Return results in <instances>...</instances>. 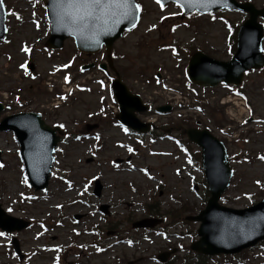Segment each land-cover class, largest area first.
Here are the masks:
<instances>
[{
  "label": "rangeland",
  "instance_id": "374dc122",
  "mask_svg": "<svg viewBox=\"0 0 264 264\" xmlns=\"http://www.w3.org/2000/svg\"><path fill=\"white\" fill-rule=\"evenodd\" d=\"M137 1L142 11L139 23L114 42L118 60L113 63L118 74L120 70L123 72L124 78H120L123 83L134 87L142 97L151 96L154 106H170L168 114L148 118H155L159 126L168 123L169 127L180 126L183 119L190 125L201 120L216 135L215 125L232 130L228 126L230 119L236 123L245 111H241L238 100L224 107L219 105L217 101L229 94L226 89L195 91L205 104V115L192 111V104H201L194 96L190 98L186 87L181 85L180 75L186 63L181 54L193 49L217 61H228L233 33L246 15L221 12L211 17L191 15L182 19L176 6L160 7L154 0ZM236 1L264 7V0ZM44 2L3 0L8 35L7 41L0 44V97L20 100L28 104L25 109L44 111L46 123L63 125L66 134L55 151L47 189L35 192L25 178L12 134L0 133L1 205L11 216L30 222L29 228L16 234L24 255L22 262L111 264L115 257L147 261L162 250L188 248L197 240L199 225L183 220L197 216L207 200L200 163H189L184 151L161 133L158 138L137 136L114 124L109 117L113 113L112 102L103 96L98 84L99 71L90 69L91 73L83 76L79 69L81 64L101 62L103 56L73 53L72 41H66L58 52L44 49L48 37ZM29 64L34 66L33 73ZM156 72H161L163 79L167 76L171 87L175 85L181 92L161 90L160 83L152 79ZM62 78L72 87L69 93L62 90ZM243 82L246 85L243 96L250 100L254 118L261 121L264 69L248 72ZM8 113L7 110L0 119ZM88 124L94 130L85 132ZM235 133L241 139L229 143L233 177L220 204L244 209L264 197V159H261L264 126L252 125L240 132L236 129ZM192 150L198 152L194 146ZM95 180L101 185L99 197L92 193ZM102 206L107 207V214L99 211ZM75 216L81 217L75 220ZM147 218L162 220L160 230L132 228L133 222ZM10 238L6 234L0 236V264L18 262ZM247 256L250 258L247 264H264L261 252ZM231 263L237 264L224 258L209 262Z\"/></svg>",
  "mask_w": 264,
  "mask_h": 264
},
{
  "label": "water",
  "instance_id": "95a60500",
  "mask_svg": "<svg viewBox=\"0 0 264 264\" xmlns=\"http://www.w3.org/2000/svg\"><path fill=\"white\" fill-rule=\"evenodd\" d=\"M131 2L135 5L134 1ZM169 2L179 5L183 13L197 11L201 14L219 9L238 10L247 12L249 18L239 27L237 34V52L229 62H216L195 54L188 64V75L191 82L201 86H215L218 82L238 84L242 72L249 68L264 65L261 55V40L263 28L256 22L258 16L264 18V9L257 10L250 3L238 4L234 0H161L165 5ZM54 0H47L46 11L51 22V34L47 46L60 48L63 40L73 37L78 50L94 52L105 45L108 49L112 42L121 35L122 31L133 27L138 19V11L134 12V19H120L110 30L103 31L98 36L91 32H80L70 27H63L57 23L54 10ZM5 13L0 1V40L5 36ZM115 96L120 107L117 116L123 124L136 131L144 132L147 125L139 123L134 112L144 111L137 96H131L119 80L113 83ZM1 109V107H0ZM2 128L16 132L25 159V168L30 182L45 187L49 178L52 153L56 140L52 130L41 121L31 122L23 116L7 118L2 122ZM195 136L193 140L203 149V167L210 192L207 205L200 214L193 218L201 224L197 230L200 241L192 244L191 249L207 255L235 254L241 250L254 246L264 239V200L255 206L244 210H233L218 205L221 193L228 185L231 172L228 170L224 149L207 131ZM50 136V137H49ZM203 136V137H201ZM97 186V190H98ZM28 224L7 216L0 208V228L7 232L19 231ZM146 221L136 223L135 227L146 226ZM17 250V243L13 242Z\"/></svg>",
  "mask_w": 264,
  "mask_h": 264
},
{
  "label": "snow or ice",
  "instance_id": "6c2138e0",
  "mask_svg": "<svg viewBox=\"0 0 264 264\" xmlns=\"http://www.w3.org/2000/svg\"><path fill=\"white\" fill-rule=\"evenodd\" d=\"M156 3L160 4L161 0H156ZM53 7L59 25L80 32H91L94 37L105 30H110L109 25H114L122 18L128 19L131 23L134 19L132 10H140V5H134L131 0H54ZM65 79L67 80V77ZM4 235L5 233L0 232V236Z\"/></svg>",
  "mask_w": 264,
  "mask_h": 264
},
{
  "label": "flooded vegetation",
  "instance_id": "af4514ba",
  "mask_svg": "<svg viewBox=\"0 0 264 264\" xmlns=\"http://www.w3.org/2000/svg\"><path fill=\"white\" fill-rule=\"evenodd\" d=\"M104 75H105V77H110V73L108 72V71H104ZM8 106V105H7ZM9 108V107H8ZM46 119V118H45ZM153 128H154V130H156V127L153 125ZM178 138H181L180 136H178Z\"/></svg>",
  "mask_w": 264,
  "mask_h": 264
},
{
  "label": "trees",
  "instance_id": "16d2710c",
  "mask_svg": "<svg viewBox=\"0 0 264 264\" xmlns=\"http://www.w3.org/2000/svg\"><path fill=\"white\" fill-rule=\"evenodd\" d=\"M203 260L205 261V260H206V258H205V257H203ZM206 261H207V260H206ZM206 261H205V262H206ZM205 262H204V263H205Z\"/></svg>",
  "mask_w": 264,
  "mask_h": 264
}]
</instances>
